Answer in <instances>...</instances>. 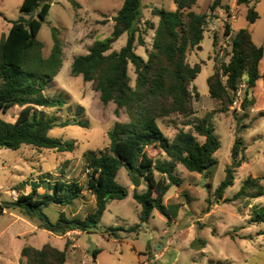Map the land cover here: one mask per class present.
Segmentation results:
<instances>
[{"label": "rangeland", "instance_id": "374dc122", "mask_svg": "<svg viewBox=\"0 0 264 264\" xmlns=\"http://www.w3.org/2000/svg\"><path fill=\"white\" fill-rule=\"evenodd\" d=\"M213 0H198V13H210L206 35L201 50H190L188 61L191 65L203 64L202 72L193 86L200 93L194 98V114L182 116L174 114L158 121L164 134L173 141L179 131L192 132L203 143L205 139L195 131V125L204 119L214 129L221 140V148L216 153L218 165L208 173H191L182 165H177L175 177L179 185H172L164 203L170 219L155 210L146 223L141 222L142 207L134 199V194L148 190L146 178L133 177L126 168L119 170L117 181L128 189L129 195L123 200H113L108 204L101 223L92 232H80L59 237L47 230L37 229V220H29L18 210L6 209L0 214V264H20L21 251L25 246L42 248L45 244L64 250L67 249L66 264H264V221L252 222L257 208L264 207V197L252 200L232 201L249 178L264 175V80H259L246 100V88L235 97L234 104L225 110L220 101L211 98L208 78L229 62L232 53V38L242 27L250 30L253 41L264 46V0H222V8L210 12ZM24 0H0V41L7 34L12 21L21 16ZM52 4L50 14L44 22L39 40L45 43L44 54L51 52L54 40L53 29L64 45V65L58 76L45 89L49 98L63 99L62 108H41L56 122L85 121L87 126L69 125L51 130L52 137L64 141H74L73 152H58L48 148L23 145L18 150H0V205L16 201L12 191L29 193L34 185L44 183L41 192L47 189L44 181L61 180L86 185L89 171L84 154L87 151L109 152L108 132L118 123L129 121L125 109L117 115L116 104H103L100 93L93 89L92 83L85 82L82 76L71 74L74 58L86 55L96 40L111 36L114 17L122 8L125 0H49ZM225 6L230 8V17ZM176 11L174 0H142L141 29L149 20L154 24L159 18L152 14V8ZM250 8H255L260 18L256 23L247 21ZM221 10V11H220ZM37 13V12H36ZM235 17V18H234ZM231 24V36L224 34L225 24ZM154 31H145V46L136 45V51L148 59L152 49ZM127 34L115 44L119 51L127 43ZM216 38V43L214 42ZM264 72V61L261 64ZM129 74L135 86L136 74L130 65ZM192 88V87H191ZM22 108L13 107L0 116L14 122ZM243 141L239 159L242 165L236 169L235 184L229 188L224 198L218 201L215 191L226 176V168L232 163V148L236 141ZM155 161L166 162L169 158L160 149L150 146L147 149ZM157 179L162 175L154 171ZM135 179L140 185L135 187ZM41 182V183H40ZM264 185V180L262 181ZM84 203L76 199L70 204H52L45 213L55 222L61 211L69 216L84 218L96 208V202L87 194ZM225 199H229L226 201ZM141 224L138 231L132 228ZM109 227L116 228L115 235L104 233ZM207 242L202 248L200 242ZM100 250L97 257L94 251ZM156 256V257H155Z\"/></svg>", "mask_w": 264, "mask_h": 264}, {"label": "trees", "instance_id": "16d2710c", "mask_svg": "<svg viewBox=\"0 0 264 264\" xmlns=\"http://www.w3.org/2000/svg\"><path fill=\"white\" fill-rule=\"evenodd\" d=\"M174 1L176 11L153 7L151 12L159 18V22L154 24L147 20L143 30L140 27L143 20L142 0H125L114 17L111 36L96 40L88 54L74 58L71 74L82 76L85 82L92 83L103 104H116L117 115L125 109L129 116L128 122L118 123L108 132L109 152L87 151L84 154L89 171L86 185L58 180L51 193H40L42 185H34L29 193L21 194L16 201L0 205V214L5 209L18 210L27 219L37 220L40 229L60 237L75 231L92 232L101 223L108 204L129 195L128 189L117 181L119 170L124 167L133 177L146 178L148 182L146 192L134 194V199L142 207L141 222H148L155 210L170 219L164 200L171 186L179 185L180 181L175 177L177 165L198 174L208 173L218 165L215 155L221 148V140L207 119L195 125L196 133L205 139L203 143L192 132L184 130L179 131L171 141L158 123L160 119L174 114L193 115V100L200 98L193 84L202 72L203 64L191 65L188 54L190 50H201L210 13L200 14L194 9L198 0ZM238 3L248 1L238 0ZM51 7L49 0H24L22 16L12 21L8 33L1 38L0 115L17 106L22 110L14 122L0 116V150H18L23 145H32L58 152H73L75 142L52 137L51 130L69 125H88L78 120L58 123L41 110L62 108L66 103L63 99L49 98L44 94L64 65V45L58 36V29H53L54 45L48 56L44 54L45 43L39 40ZM219 8H222V0H213L210 12L216 13ZM224 9L230 17L229 6ZM259 18L255 8H250L247 21L254 24ZM147 30L154 31V35L146 60L137 53L136 45H146L144 34ZM232 30L231 24L226 23L224 34L231 36ZM125 34L128 36L126 45L119 51L114 50V44ZM231 46L230 61L222 63L207 81L211 98L220 101L225 110L234 104L243 85L247 100L257 82L264 80V72H261L264 46L255 44L250 30L242 28L236 32ZM130 65L136 74L134 87L129 74ZM150 146L163 151L169 160L155 161L147 151ZM242 148L243 141L236 139L232 148V163L226 168V176L215 191L218 201L235 184L236 169L242 165L239 159ZM154 171L162 177L157 179ZM263 180L264 175L246 180L232 201L264 197ZM84 192L93 194L96 201L95 210L84 218L69 216L61 211L53 222L45 213L50 205L70 204ZM262 221L264 207L257 208L252 218V222ZM140 226L136 225L132 230L138 231ZM116 230L109 227L104 233L112 236ZM196 242H200L202 248L207 245L203 239L195 240L193 245ZM70 245L68 241L64 250L51 244H45L40 249L25 246L21 251L20 264H66ZM99 252L94 251L95 258Z\"/></svg>", "mask_w": 264, "mask_h": 264}, {"label": "crops", "instance_id": "0c3cea01", "mask_svg": "<svg viewBox=\"0 0 264 264\" xmlns=\"http://www.w3.org/2000/svg\"><path fill=\"white\" fill-rule=\"evenodd\" d=\"M221 11V10H220ZM233 29V28H232ZM240 29H242V27H240L236 32H238ZM234 31L232 30V33H233ZM58 180H56V181H54V183H52V181L50 182L49 180L48 181H44V182H46V184H45V186H47V189L46 190H44V192H41L40 190L41 189H43V186H44V183H41L40 185H42V187H40L39 188V191H40V193H45V192H49V193H51L52 192V189H53V187H54V185L56 184V182H57ZM91 194L90 192H84L83 193V195L79 198L80 200H82V202H83V204L84 203H86V202H84V197L87 195V194ZM92 195V198H93V200L90 202V203H95L96 201H95V197H94V195L93 194H91ZM62 206V205H61ZM5 211H6V209H5ZM71 216H76V215H71ZM38 230L40 229V228H38V227H36ZM78 233H80V232H78V231H75V232H71V233H69L67 236H70L71 234H78ZM60 237V236H59ZM156 257V256H155Z\"/></svg>", "mask_w": 264, "mask_h": 264}, {"label": "built area", "instance_id": "2783aa9c", "mask_svg": "<svg viewBox=\"0 0 264 264\" xmlns=\"http://www.w3.org/2000/svg\"><path fill=\"white\" fill-rule=\"evenodd\" d=\"M235 18V17H234ZM242 87H245V85H243ZM11 196L14 200L18 199V193L16 191H12Z\"/></svg>", "mask_w": 264, "mask_h": 264}, {"label": "water", "instance_id": "95a60500", "mask_svg": "<svg viewBox=\"0 0 264 264\" xmlns=\"http://www.w3.org/2000/svg\"><path fill=\"white\" fill-rule=\"evenodd\" d=\"M134 183H135V187H138L140 185L139 179H135Z\"/></svg>", "mask_w": 264, "mask_h": 264}]
</instances>
